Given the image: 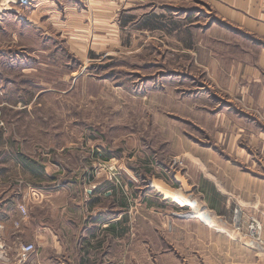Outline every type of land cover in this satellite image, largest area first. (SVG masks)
<instances>
[{
    "label": "rangeland",
    "instance_id": "rangeland-1",
    "mask_svg": "<svg viewBox=\"0 0 264 264\" xmlns=\"http://www.w3.org/2000/svg\"><path fill=\"white\" fill-rule=\"evenodd\" d=\"M26 2L0 3V142L21 144L23 158L42 165L33 174L26 165L23 190L68 186L86 202L111 191L119 223L128 224L123 233L153 264L164 254L193 264H264V182L245 175L244 167L258 168L229 155L228 139L262 164L264 156L259 143L234 132L237 118L225 147L224 106H214L227 102L263 126L264 116L214 68L228 56L209 30L211 7L129 8L103 23L86 13V26L65 30L44 6ZM20 205L27 217L29 206Z\"/></svg>",
    "mask_w": 264,
    "mask_h": 264
},
{
    "label": "crops",
    "instance_id": "crops-1",
    "mask_svg": "<svg viewBox=\"0 0 264 264\" xmlns=\"http://www.w3.org/2000/svg\"><path fill=\"white\" fill-rule=\"evenodd\" d=\"M24 1L2 0L0 3L10 7H25L27 2ZM27 1L31 5L34 1L36 8L44 6L45 10L41 12L51 13L53 22H59L65 30H74L77 26L81 29L83 21L86 22L83 20L87 18L86 15L91 17L89 19L92 22L96 20L103 23L117 12L124 13L129 8L154 5L175 8L187 14L196 10L195 6L203 2V6L207 4L214 13L209 30L221 35L223 41H218L217 45L222 46L228 56L224 68L214 67L222 72L223 86L242 101L253 104L264 116V0H158V3L155 0ZM32 14V19L38 16ZM62 18L64 21H60ZM19 19L22 23V18ZM63 32L60 37H64ZM220 103L224 106L222 111L225 114L222 116V127L226 129L222 132L224 146L226 147L227 125L231 124L230 120L237 118L240 123L238 128L234 125V132L236 128L239 134L248 135L249 144L259 143L257 153L260 151L264 156V126L250 116L238 113L227 102H218L215 109ZM213 133L220 135L217 129ZM218 140L221 139L218 137ZM234 140L236 141L235 138L233 141L228 139L226 152L243 160L248 167L258 168L253 172L244 167L243 171L252 180L264 182V164L260 162V155L252 153L242 145L236 147ZM24 152L22 145L17 142H0V225L4 227L0 231V238L12 249V260L13 250L19 244H32L35 248L34 253L24 261L17 263L14 259L12 264H153L143 254L144 248L130 240L128 233H123L127 232L128 228L125 227L128 224L119 223L118 203L117 200L113 202L111 191L103 195L95 192L91 200L86 202L80 191L71 193L68 186L44 189L26 185L28 188L23 190L26 165L31 166L32 174L39 173L40 166L42 167L34 159L25 160ZM242 164L241 161L235 162V166L241 167ZM41 175L44 176L42 172ZM29 177L31 180L25 182H33L32 176ZM24 191L27 193L25 196ZM89 194L91 195L88 192ZM24 200L29 206L27 217L21 220L18 228H13L12 223L21 218L17 205ZM102 201H108L109 206H101ZM154 263L193 264V260L164 254L158 256Z\"/></svg>",
    "mask_w": 264,
    "mask_h": 264
},
{
    "label": "built area",
    "instance_id": "built-area-1",
    "mask_svg": "<svg viewBox=\"0 0 264 264\" xmlns=\"http://www.w3.org/2000/svg\"><path fill=\"white\" fill-rule=\"evenodd\" d=\"M18 211L21 214V218L19 221H15L14 223H12L13 228H18L21 220L26 218V212H25L23 206H21V205L18 206ZM259 228H260L259 226H256V229L259 230ZM3 229H4V227L2 225H0V231H3ZM253 230H252L253 235H255L256 233ZM258 242L260 244H262L260 241H258ZM260 246H261V250L264 253V248H262L263 245H260ZM11 251H12V249L9 248L6 245V243L4 242V240H2L0 238V264H12V263H14V259H15V262L20 263V262L24 261L29 255L34 253L35 248L32 244H19L13 250V253H14V259L13 260L10 258Z\"/></svg>",
    "mask_w": 264,
    "mask_h": 264
},
{
    "label": "bare ground",
    "instance_id": "bare-ground-1",
    "mask_svg": "<svg viewBox=\"0 0 264 264\" xmlns=\"http://www.w3.org/2000/svg\"><path fill=\"white\" fill-rule=\"evenodd\" d=\"M180 198H181V197H180ZM179 201H180V199H179ZM185 201H186V200H185ZM195 214H197L196 217L200 219V218L202 217L201 215H202L203 213L198 212V211H195ZM200 214H201V215H200Z\"/></svg>",
    "mask_w": 264,
    "mask_h": 264
}]
</instances>
